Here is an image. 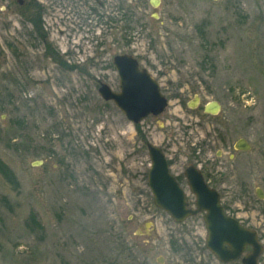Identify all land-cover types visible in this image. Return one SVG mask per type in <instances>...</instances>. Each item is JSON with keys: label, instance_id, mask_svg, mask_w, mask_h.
I'll use <instances>...</instances> for the list:
<instances>
[{"label": "rangeland", "instance_id": "374dc122", "mask_svg": "<svg viewBox=\"0 0 264 264\" xmlns=\"http://www.w3.org/2000/svg\"><path fill=\"white\" fill-rule=\"evenodd\" d=\"M123 54L168 99L158 117L99 96ZM0 101V264H216L204 226L144 192L146 141L264 235V0H0Z\"/></svg>", "mask_w": 264, "mask_h": 264}, {"label": "water", "instance_id": "95a60500", "mask_svg": "<svg viewBox=\"0 0 264 264\" xmlns=\"http://www.w3.org/2000/svg\"><path fill=\"white\" fill-rule=\"evenodd\" d=\"M20 5L24 0H17ZM159 0H150L153 7H157ZM120 83L119 91L113 92L109 86L101 83L98 94L105 101H113L126 118L138 123L149 115L158 116L167 106L166 98L160 93L157 82L146 69H140L137 60L129 55H117L113 58ZM220 106L213 101L207 104L204 111L217 114ZM237 150H248L245 140L235 144ZM151 168L148 173V184L154 197L156 207L166 211L174 220L181 222L189 216L206 211L205 222L208 238L206 245L217 258L226 262L234 259L243 245H251L253 253L248 261L256 264L255 259L261 251L254 231L239 226L237 220L226 216L219 203V196L207 187L199 171L190 167L186 170L188 185L196 197V209L187 208L185 194L175 179L170 175L165 157L160 148L148 145ZM38 164L33 163V166ZM228 245L230 248H226ZM250 264V263H249Z\"/></svg>", "mask_w": 264, "mask_h": 264}, {"label": "flooded vegetation", "instance_id": "af4514ba", "mask_svg": "<svg viewBox=\"0 0 264 264\" xmlns=\"http://www.w3.org/2000/svg\"><path fill=\"white\" fill-rule=\"evenodd\" d=\"M199 101L197 102V104L195 103V107H197ZM194 107V108H195ZM142 138H143V135H142ZM149 144L148 141L145 142V146H146V151L148 152V148H147V145ZM159 148H161L163 154L165 155V159H166V162H167V166H168V169H169V172L170 174L175 178V181L177 182V184L179 185V187L182 189L183 193L186 195V201H187V195L190 193L194 200L192 202V204L190 202L187 201V204H188V208H195V203H196V197L193 195L189 185H188V180H187V177H186V170L190 167H195L199 170V167L198 165H189L188 167L187 166H184V170H182L181 174L180 175H176V173L174 172V169H173V165L175 164V161H173V159L169 158L166 156V152H167V147L166 145H161V146H158ZM234 151L235 152H241L243 150H237L234 148ZM236 157L234 155H230L229 158H230V162L231 160H233V158ZM201 168V167H200ZM199 173L201 174V177L203 178V181L205 182V184L207 185L208 188H210L211 190H215L219 196V199H220V204H221V208L223 210V213L230 217V218H233L235 220H237L239 226H241L242 228L244 229H247V230H250V231H254L255 232V236H256V240L258 242V244L261 246V251L260 253L258 254V256L256 257L255 259V263L256 264H264V235L262 234V232L260 230H256V229H253V228H250L248 226V224L246 225L245 223H243V221L239 220L237 217L233 216L231 213H229L223 205L221 203V196H220V193L217 191V189H215L214 187H212L210 185V182L207 180V178L209 176L206 175V172L202 171V170H199ZM263 182V181H261ZM143 192V191H142ZM146 193H151L150 192V189L149 187L147 186V189L146 191H144ZM255 193H256V196L258 199H261L263 200L264 199V192L257 188L255 190ZM160 210V209H159ZM162 211V210H161ZM164 212V211H162ZM166 214V212H164ZM207 212H202V213H199L195 216H192V217H188L186 218L185 220L181 221V222H177L175 221L174 219H172L168 214H166L169 218H170V221L173 222V223H177V224H184L186 221L189 220V218H192L193 220H196L198 222H200L203 226H204V232H205V241H204V247L206 248V250L209 251V253L212 255L213 259L215 260L216 264H251L253 261H248V257L249 255H251L253 253V248L251 245H243L242 249H241V252L232 260H229V261H226V262H222L220 261L216 255H214L211 250L208 249L207 245H206V242H207V238H208V233H207V225H206V222H205V216H206ZM199 217V218H198ZM195 227V226H194ZM226 248H230L228 245H224ZM201 260V259H200ZM200 260L198 261H194V264H204L205 262H200ZM159 263L162 264L161 260H159Z\"/></svg>", "mask_w": 264, "mask_h": 264}, {"label": "trees", "instance_id": "16d2710c", "mask_svg": "<svg viewBox=\"0 0 264 264\" xmlns=\"http://www.w3.org/2000/svg\"><path fill=\"white\" fill-rule=\"evenodd\" d=\"M3 109V103L0 101V110H2ZM3 164L2 163H0V166H2Z\"/></svg>", "mask_w": 264, "mask_h": 264}]
</instances>
